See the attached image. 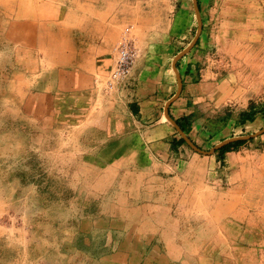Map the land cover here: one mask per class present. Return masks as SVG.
Masks as SVG:
<instances>
[{
    "label": "rangeland",
    "instance_id": "374dc122",
    "mask_svg": "<svg viewBox=\"0 0 264 264\" xmlns=\"http://www.w3.org/2000/svg\"><path fill=\"white\" fill-rule=\"evenodd\" d=\"M72 4L0 0V264H264V133L221 163L216 152L202 154L186 142L156 147L155 120L144 111L118 118L120 137L88 128V97L69 86L55 91L54 112L45 88L49 95L35 104L59 55L88 59ZM132 4L124 22L110 25L116 36L108 65L93 71L100 93L126 27L141 48L136 62L150 40L173 48L172 57L195 35L193 0ZM200 4L199 41L177 63L183 85L170 111L175 118L192 113L186 135L209 150L264 126L261 114L243 127L232 118L222 127L221 120L227 110L264 104V0ZM132 77L131 70L111 95L131 89ZM161 119L168 140L180 136Z\"/></svg>",
    "mask_w": 264,
    "mask_h": 264
},
{
    "label": "crops",
    "instance_id": "0c3cea01",
    "mask_svg": "<svg viewBox=\"0 0 264 264\" xmlns=\"http://www.w3.org/2000/svg\"><path fill=\"white\" fill-rule=\"evenodd\" d=\"M72 1L73 4L70 11L74 18V23L80 24L84 39H88V59H80L78 55L73 56L72 58H64V56H62V58L59 55L57 59L58 62H56V60L53 61L55 64H52L50 67L48 76H45L44 74L40 84L37 86L40 89H43L45 93L43 91L38 92L36 100L38 97L46 98V95H49L47 92H52L51 96L53 100L51 103L54 112L56 109L54 106H57L55 98H58L55 96V91L61 93L62 89H66V87L69 86L68 88L70 92L77 91L82 93L81 95H84L86 98L88 97L87 114L83 118L84 120L88 119V128L101 132V134L105 133L108 136L116 135L117 137L122 136L124 134L123 131L125 130V128L120 129L122 123H118V118L123 116V114H126L125 116H127L128 119H134L139 113L144 111L146 118L155 120L152 129L158 130V133H156L153 138L156 147L161 148L168 145V131L164 128V125H162L161 118L163 117L164 105L173 94L172 87L176 76L173 71L172 61L179 50L170 57L167 52H171L173 48L170 49L164 42L151 43V40L148 41L146 49L143 50V58L133 66V80L130 84L131 89H127L129 91L123 90L120 95L114 94L112 96L111 92L106 93L104 91H101V93H103L101 94L97 91V87L93 88V71L101 70L103 66L108 65L109 50L112 47H110V45L113 44L109 41L116 36V32H113V36L110 35V33H112V31H110L112 26L110 25L124 22L125 18H127L125 16L126 12H128L127 9H129V7L134 8L132 2H138V0ZM26 23L27 25L31 24V22ZM146 29L147 28H145L144 36L145 38H150L152 33ZM11 31L10 33H13ZM15 33L19 34V31L16 30ZM20 36L24 38L22 39L24 41H30L32 39L30 33L25 34V32H20ZM93 45L94 51L92 52ZM168 45H173V42H170ZM67 56L69 55H66V57ZM79 56H84V54L81 53ZM98 62H100L99 66ZM177 63L176 66L178 68ZM168 64L169 68L167 67ZM65 73L68 75L67 81H69V85L65 80ZM44 88L47 89V92ZM86 91H88V93H86ZM81 95H78V97ZM82 102L84 101L81 100L80 102H74V113L78 110V106ZM175 102L176 101L174 100L168 107L170 115V109ZM39 103L40 100L38 98L35 104H38L39 106ZM132 104L135 105L137 109L136 111L132 108ZM75 118L77 119V114L75 115ZM172 118L175 120V117ZM114 128L116 130L112 134L111 129Z\"/></svg>",
    "mask_w": 264,
    "mask_h": 264
},
{
    "label": "trees",
    "instance_id": "16d2710c",
    "mask_svg": "<svg viewBox=\"0 0 264 264\" xmlns=\"http://www.w3.org/2000/svg\"><path fill=\"white\" fill-rule=\"evenodd\" d=\"M197 3L201 10L200 0H197ZM198 41L199 40H197L196 44H198ZM132 108L134 109V111L137 110L134 104H132ZM258 114L264 115V104L259 105L255 104L254 102H251L247 108L238 111L236 114H233L231 110H227L223 115L224 117L221 119L222 127L229 125V120H231V118L233 119V126L243 127L244 125L253 122ZM192 116L193 114L190 113L187 115H183L179 118H175L176 123L186 134H188L192 128ZM254 138L255 137H251L247 140H237L217 149L215 152L218 161L222 163L226 152L236 150L239 146H242L249 141H253ZM168 141L170 143L171 149L174 150H176L179 145L185 143L184 139L180 136H173Z\"/></svg>",
    "mask_w": 264,
    "mask_h": 264
},
{
    "label": "built area",
    "instance_id": "2783aa9c",
    "mask_svg": "<svg viewBox=\"0 0 264 264\" xmlns=\"http://www.w3.org/2000/svg\"><path fill=\"white\" fill-rule=\"evenodd\" d=\"M130 32L131 29L126 27L113 47L112 68L103 87L106 93L127 82L133 66L141 55L137 39Z\"/></svg>",
    "mask_w": 264,
    "mask_h": 264
},
{
    "label": "water",
    "instance_id": "95a60500",
    "mask_svg": "<svg viewBox=\"0 0 264 264\" xmlns=\"http://www.w3.org/2000/svg\"><path fill=\"white\" fill-rule=\"evenodd\" d=\"M193 8L196 14V20H197V29L195 32V35L193 37V39L191 40V42L184 47L181 51H179L175 57L173 58L172 61V67H173V71L175 73L176 76V91L175 93L166 101L165 105H164V111H163V115L166 117L167 121L172 124L177 131L180 134V137H182L184 139V141L186 143H188L194 150H196L199 153L202 154H212L214 153L217 149L221 148L222 146L235 142L237 140H247L251 137H256L258 135H261L264 133V126L251 133V134H245V135H236V136H232V137H227L222 139L221 141H219L218 143H216L215 145H213L209 150H202L199 147H197L195 144H193L190 139L187 137L186 133L179 127V125L176 123V121L174 120V118L171 117V115L169 114L168 111V107L169 105L176 100L179 97V94L182 90V80L178 71V68L176 66L177 61L183 57L196 43V41L198 40V37L200 36L201 33V18H200V8L198 6L197 0H193Z\"/></svg>",
    "mask_w": 264,
    "mask_h": 264
}]
</instances>
